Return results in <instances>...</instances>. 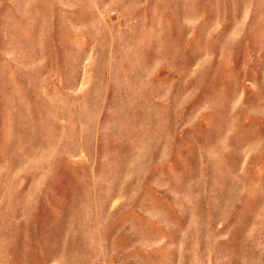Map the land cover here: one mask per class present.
<instances>
[{
	"label": "rangeland",
	"instance_id": "obj_1",
	"mask_svg": "<svg viewBox=\"0 0 264 264\" xmlns=\"http://www.w3.org/2000/svg\"><path fill=\"white\" fill-rule=\"evenodd\" d=\"M0 264H264V0H0Z\"/></svg>",
	"mask_w": 264,
	"mask_h": 264
}]
</instances>
